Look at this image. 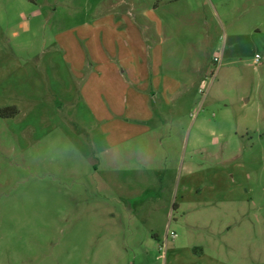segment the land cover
Returning <instances> with one entry per match:
<instances>
[{
	"label": "rangeland",
	"instance_id": "374dc122",
	"mask_svg": "<svg viewBox=\"0 0 264 264\" xmlns=\"http://www.w3.org/2000/svg\"><path fill=\"white\" fill-rule=\"evenodd\" d=\"M10 105L0 264H264V0H0Z\"/></svg>",
	"mask_w": 264,
	"mask_h": 264
},
{
	"label": "trees",
	"instance_id": "16d2710c",
	"mask_svg": "<svg viewBox=\"0 0 264 264\" xmlns=\"http://www.w3.org/2000/svg\"><path fill=\"white\" fill-rule=\"evenodd\" d=\"M16 113H17V108L15 105L0 107V116L10 117V116H14Z\"/></svg>",
	"mask_w": 264,
	"mask_h": 264
},
{
	"label": "built area",
	"instance_id": "2783aa9c",
	"mask_svg": "<svg viewBox=\"0 0 264 264\" xmlns=\"http://www.w3.org/2000/svg\"><path fill=\"white\" fill-rule=\"evenodd\" d=\"M258 55L257 54H255V61L258 59ZM169 234L171 235V236H175V233L173 232V231H169Z\"/></svg>",
	"mask_w": 264,
	"mask_h": 264
},
{
	"label": "clouds",
	"instance_id": "9594fccd",
	"mask_svg": "<svg viewBox=\"0 0 264 264\" xmlns=\"http://www.w3.org/2000/svg\"><path fill=\"white\" fill-rule=\"evenodd\" d=\"M67 150V149H66Z\"/></svg>",
	"mask_w": 264,
	"mask_h": 264
}]
</instances>
